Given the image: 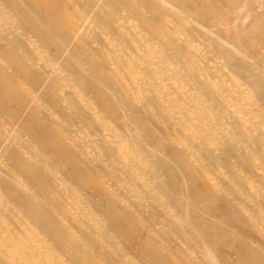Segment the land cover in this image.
I'll list each match as a JSON object with an SVG mask.
<instances>
[{
    "label": "bare ground",
    "instance_id": "obj_1",
    "mask_svg": "<svg viewBox=\"0 0 264 264\" xmlns=\"http://www.w3.org/2000/svg\"><path fill=\"white\" fill-rule=\"evenodd\" d=\"M7 1L16 8L0 2V106L16 123L28 112L32 120L6 168L19 186L0 184V264H94L95 251L101 264H264V67L255 58L264 0H106L101 13V0H73L89 24L81 41L62 0ZM17 15L72 76H62L43 43L16 33ZM193 34L206 45H194ZM210 51L232 71L202 68ZM34 59L54 81L45 106L68 96L86 109L65 115L96 120V133L83 126L82 149L66 144L67 123L35 120L30 103L44 83L32 74ZM75 79L127 137L100 119ZM49 156L66 158L67 177L50 170Z\"/></svg>",
    "mask_w": 264,
    "mask_h": 264
},
{
    "label": "rangeland",
    "instance_id": "obj_2",
    "mask_svg": "<svg viewBox=\"0 0 264 264\" xmlns=\"http://www.w3.org/2000/svg\"><path fill=\"white\" fill-rule=\"evenodd\" d=\"M58 1V0H55ZM99 1V0H98ZM0 2L3 3H7V5L9 6L8 8L10 9V11L15 10V6L11 5V3L9 4V2L7 0H0ZM201 2V1H200ZM60 5H63V9H66L68 14L70 16H72V19H74V24H73V28H74V33L76 35V41H81L82 38H84V35L87 33L88 30V25L86 26L83 25L82 20H81V15L78 13V11L75 8H82V5L79 3V1H73V0H62L60 2ZM106 5V0H101L98 2V5L96 6L95 11L100 12L102 11V8ZM97 12H92L91 16L93 18L96 17ZM18 15H21L20 13ZM16 16V20L17 22H20L18 28H17V32L16 33H20V34H27L30 36L31 40H37V42L40 43V45L43 43L42 40L39 37V33L37 32V30L35 28H32V26H30V24L27 23V20L21 18L20 16ZM120 16H123V14H121ZM246 25H248V22L246 23ZM90 26H92L94 29H100L101 27L99 25H97V21L96 19H94L91 23ZM144 27V25L142 24V22H140L139 25V29H142ZM84 28V29H83ZM184 38V37H183ZM190 39L194 40V45L198 46V45H206V42L204 40V38L200 35H194L193 37H189ZM102 40H96L94 39V44L100 46L101 45ZM44 44V43H43ZM43 46V45H41ZM46 45L44 44V47ZM48 51V52H47ZM52 50H48L47 47H45L44 52L47 53L48 57H50L51 60L58 62L59 66H60V70L62 73V76L64 77H69L72 76L71 72L68 70V68H66L65 66V59L64 58H60L58 57L57 59H53L52 58V54L53 52H51ZM214 52H217L216 50H214ZM212 51H210V56L211 58L213 57V54L215 57H213V62L211 60L210 64H203L202 68L206 67V69L209 66H212L214 64V66L217 63H222L224 65H226V68L231 70V65H229L228 61H226V59L224 58V56L221 54L219 56L215 55L216 53H214ZM258 57L255 58H260V61H257L260 66L264 67V47H261V52H259ZM0 57L2 58V60L4 59V54L1 52L0 50ZM262 58V59H261ZM40 63V64H39ZM251 64H253L252 62H250ZM32 67H33V71L32 74L34 77L38 76L41 78V84L44 83V87L43 90L41 91L40 94H38V98L36 102H32V104L30 103V109L37 114V118H35L36 121H38L39 123L45 124V125H59L61 128H63L62 125H64V123H67L69 125V132L67 134V136H70V138H67L66 144L70 147H74L76 144L77 146H79L81 148V145L79 144V139H80V135L81 132L86 133V130L83 126H91L89 127L91 129V132L96 133L98 132L99 127L97 126L96 120L94 121L95 124L93 123V119L90 118V120L87 118L85 119V117L81 116V113H76L74 112H70L72 113L71 115H65V113H69V110L71 109L72 106L77 105L79 108H81L83 110V112H85L84 109H86V107L80 103H76V104H71L72 101L74 99H69L68 96L64 97L62 96H58V99L55 103H53L52 105H49V107L45 106L44 104H47L46 101L44 100V93L46 92V90L48 89L47 87H50L53 84V80L51 81L50 79H46V75H47V68L46 65L43 64V62H38L36 59L32 60ZM212 64V65H211ZM58 68V67H57ZM60 70H58L60 72ZM232 71V70H231ZM13 72V71H12ZM207 72V71H206ZM64 74V75H63ZM211 74V72H210ZM244 80H242L243 83H245L246 85L250 86L252 85V80L253 78H247L244 77ZM24 82V81H23ZM26 82V81H25ZM24 82V84H25ZM75 85V86H74ZM73 87H75L77 90H80L81 93L87 94L84 92L82 87V84H80V82H77L76 79L74 81V84L72 85ZM77 86V87H76ZM251 87V86H250ZM37 88V87H36ZM39 88V87H38ZM82 90V91H81ZM57 93V92H56ZM88 99L90 100V103L92 104V106L94 107V109L96 110L98 116H100V119H108L110 121V123L113 125V127L118 130V133H122L123 136H128L127 132L124 131L122 129V126L120 124L119 121L112 119V117L105 111H103L97 104H94V96L91 93L87 94ZM93 97V98H92ZM69 102V103H68ZM39 105H44L45 109L43 110H39L38 107ZM7 111V113H6ZM12 111L11 109H2V107L0 106V125L2 128V132L4 133V136L2 138V141H0V184L2 181L4 180H10L11 183H13L16 186H19V184H16L13 182V180L11 179V175H9L8 170L6 169L7 167L10 166V155L11 152L14 151V143L16 138H22L23 140H27V133L23 132L25 131L26 128V124L31 123V120H28V113H24L22 115V117L20 118L19 123H16V120L14 121V119H11L10 117H8V113ZM49 113V114H48ZM84 116L85 113H84ZM34 117V115L32 116ZM64 129V128H63ZM7 131V132H6ZM58 131L59 133L62 132L60 131L59 127H58ZM103 131V130H102ZM104 132V131H103ZM18 134L19 137L15 136V134ZM129 138V137H128ZM26 142V141H23ZM33 143V142H32ZM36 147H38L37 143H33ZM39 148V147H38ZM82 149V148H81ZM32 153H28L26 155L27 158L31 157ZM107 158L110 156L109 154H106ZM34 158V157H33ZM50 162L52 163V165H49L50 170L54 171L55 173L60 172L61 175H64L67 177V175L65 174L64 170H62L61 166L64 167L65 166V159L58 157V159H56V156H49ZM110 162L115 161L114 159H108ZM2 163V164H1ZM118 165V164H115ZM61 168L62 171L57 170V168ZM2 171V172H1ZM245 173L247 174V169L245 168ZM20 180H22L23 184H26L25 182L27 181V178H20ZM19 182V180H18ZM103 184L106 186H110L112 188H115L116 190L118 189V186L116 183H113L112 181L108 180L103 181ZM81 187V186H80ZM21 188V187H20ZM84 191L89 192V187H81ZM15 189V188H14ZM15 191H18L15 189ZM246 194H253L255 192L251 191L250 188H246L244 191ZM119 196L120 198H125V194L124 191L119 192ZM69 207L73 210V213H77L76 209L73 207L72 203L69 204ZM173 209V208H172ZM73 222V221H72ZM180 241H183L181 238H179ZM184 242V241H183ZM182 245H184L186 247V245L184 243H182ZM187 247H190V245H187ZM109 249V248H107ZM131 251V250H130ZM96 254L94 252H92V255L90 254V260H92V262H94V264H101L102 259L97 257V254L99 252L95 251Z\"/></svg>",
    "mask_w": 264,
    "mask_h": 264
}]
</instances>
